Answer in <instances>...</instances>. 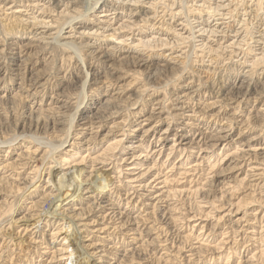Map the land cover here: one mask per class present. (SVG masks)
I'll list each match as a JSON object with an SVG mask.
<instances>
[{
	"label": "rangeland",
	"instance_id": "obj_1",
	"mask_svg": "<svg viewBox=\"0 0 264 264\" xmlns=\"http://www.w3.org/2000/svg\"><path fill=\"white\" fill-rule=\"evenodd\" d=\"M0 264H264V0H0Z\"/></svg>",
	"mask_w": 264,
	"mask_h": 264
},
{
	"label": "bare ground",
	"instance_id": "obj_2",
	"mask_svg": "<svg viewBox=\"0 0 264 264\" xmlns=\"http://www.w3.org/2000/svg\"><path fill=\"white\" fill-rule=\"evenodd\" d=\"M96 2H97V1L94 2V3H95L94 6L96 5Z\"/></svg>",
	"mask_w": 264,
	"mask_h": 264
}]
</instances>
